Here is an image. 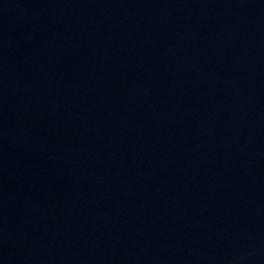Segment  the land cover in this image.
Returning a JSON list of instances; mask_svg holds the SVG:
<instances>
[{"label": "water", "instance_id": "water-1", "mask_svg": "<svg viewBox=\"0 0 264 264\" xmlns=\"http://www.w3.org/2000/svg\"><path fill=\"white\" fill-rule=\"evenodd\" d=\"M0 264H264V0H0Z\"/></svg>", "mask_w": 264, "mask_h": 264}]
</instances>
